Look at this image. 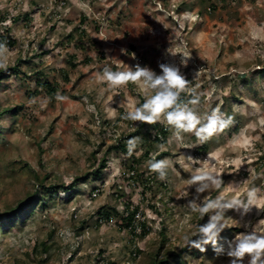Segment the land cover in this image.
I'll return each mask as SVG.
<instances>
[{
    "label": "rangeland",
    "instance_id": "obj_1",
    "mask_svg": "<svg viewBox=\"0 0 264 264\" xmlns=\"http://www.w3.org/2000/svg\"><path fill=\"white\" fill-rule=\"evenodd\" d=\"M0 37L7 69L17 67L0 78V214L16 212L12 223H0V264H153L154 256L187 264L186 254L194 264H229L211 245L205 253L184 249V234L208 220L187 206L193 167L223 180L201 199L246 201L251 188L260 190L243 220L226 212L219 243L248 221L264 234V0H0ZM181 59L188 88L201 97L198 113L219 107L233 123L201 144L191 134L178 143L157 122L168 129L165 144L149 150V158L169 161L161 181L148 172L141 138L131 157L110 149L139 137L132 134L141 122L122 117L151 93L131 83L110 90L95 74L137 63L159 74V63ZM43 81L69 99L51 97ZM20 106L14 116L5 112ZM202 146L207 150L197 152ZM188 156L198 162L189 166ZM103 158L106 168L96 176ZM35 196L42 202L29 199ZM127 210L135 215L132 229L115 216L98 222L102 213Z\"/></svg>",
    "mask_w": 264,
    "mask_h": 264
},
{
    "label": "clouds",
    "instance_id": "obj_2",
    "mask_svg": "<svg viewBox=\"0 0 264 264\" xmlns=\"http://www.w3.org/2000/svg\"><path fill=\"white\" fill-rule=\"evenodd\" d=\"M106 57L117 58L110 55L111 49H106ZM8 49L5 44L0 43V70L7 69ZM120 54H127V50L120 49ZM135 59V54H132ZM159 74L147 66L139 63L135 66H127V70H113L105 66L98 71L95 76L97 82L106 85L110 90L126 87L128 84L141 85L146 91L151 93L145 102L139 107H134L122 118L130 121H137L146 124L164 123L173 133L174 139L178 143H183L186 134L195 136L198 143H206L214 136L225 131L233 123V117L222 112L219 107L212 109L209 113L201 116L197 106L201 97L194 90L189 89L190 81L181 72V67H187V61L181 59L180 65L174 63H159ZM198 74V73H197ZM182 93H190L187 100L181 99ZM69 98L59 93L56 95L57 101H67ZM91 107V106H90ZM140 137H132L126 141L127 156L131 157L138 148ZM189 166H194L198 161L192 156H188ZM210 162L205 160L204 165ZM149 173L157 175V179L164 181L168 177L169 161L167 159H149L146 162ZM215 167V165H212ZM187 183L195 188V194L187 202L188 208L193 213H197L200 219L205 216L208 220L204 224L196 227L195 232L186 233L183 236L184 249L188 253L193 250L205 253L207 246L211 245L217 258L226 256L229 264H264V234L256 231L251 222L241 224L245 231L237 234L233 239L226 240L224 244L219 243L221 233L228 228L226 223V212L236 211L241 220L250 214L253 205L259 199L258 188H251L247 192V200L229 198L224 199L218 196L210 199L206 196L201 199V195L210 192L212 189H219L223 180L219 175L213 174L211 170L204 167H193V174ZM87 187V185H82ZM65 195V193H60ZM102 216V215H101ZM113 216L98 219L99 224L113 222ZM131 228H134L131 226ZM130 229V228H128ZM264 231V230H262ZM187 264H194L196 261L189 255L184 256Z\"/></svg>",
    "mask_w": 264,
    "mask_h": 264
},
{
    "label": "trees",
    "instance_id": "obj_3",
    "mask_svg": "<svg viewBox=\"0 0 264 264\" xmlns=\"http://www.w3.org/2000/svg\"><path fill=\"white\" fill-rule=\"evenodd\" d=\"M81 33H83V32H81ZM80 38H81V36H80ZM4 39L5 38L0 37L1 42H3ZM70 39L71 40L74 39L73 34L69 36V40ZM7 42L9 45L12 44V41H9V39H7ZM16 70H17V67L8 68L6 70L7 72L0 71V78L5 77V74H7L9 72L15 73ZM39 85L51 97H54L56 95L57 90H56V86L53 85V83H50L48 81H43L42 83H39ZM181 99L186 100L187 98L183 94H181ZM20 108H21V106L20 107H14V108L9 109L8 111H5V112H8L10 115L14 116L16 114V112L19 111ZM144 127H147V130L143 132ZM9 129L12 130V126H10ZM151 131H152V133H151ZM132 135L139 136L142 139V144L144 147V152H143L142 158L145 159V158H149V150H150V148H153L154 144L155 145L165 144L166 139L168 137V129L163 124H159V123H155V124L140 123L137 130ZM132 135H130V136H132ZM122 140H123V138L119 139V141L116 143V145L111 147L110 149L126 153L127 147H126V144H123ZM206 150H207L206 146H202V147L197 148V152H200V153H204ZM157 156L155 158H160L161 155L158 154ZM149 159H151V158H149ZM259 162H262L264 164V155H262L259 158ZM261 166L262 165H260L259 167H261ZM98 168H99V171L94 172V174H96V176H98L97 174H99L102 169L106 168V159L105 158H103L100 161ZM263 169H264V167H263ZM129 170H132L134 173L136 172V170L133 168V166H129ZM85 178H86V176L77 178V179H75V182L78 180H83ZM55 188L56 187H52V189H55ZM36 197L37 196L29 198V199L35 200V204H36L37 203L36 200H38V198H40V197H38L36 199ZM41 200H42V198L39 199V203L42 202ZM22 206H23V203L22 202L19 203V205H18L19 212L23 210ZM33 206H34V204L29 205L28 210H26L27 213H29V209ZM101 215H102L101 217L103 219L109 218V216H110L107 213H102ZM111 216H115L118 218V220H120L119 225H122V227H121L122 229H128V228L132 229L131 226H132L134 216H135L134 212H132V211L130 212L129 210H127V213L125 215L120 216L118 213H116V211H113V213L111 212ZM15 217H16L15 209H11V210H9L8 213H1L0 214V223H2V222L10 223ZM202 222L204 223L205 219H202ZM155 258L156 257L154 256L153 264H165V262H166L165 260L164 261L163 260L158 261ZM105 264H114V263H105Z\"/></svg>",
    "mask_w": 264,
    "mask_h": 264
}]
</instances>
